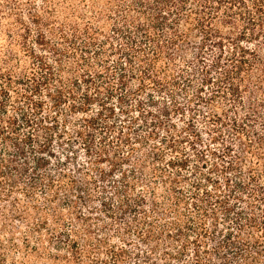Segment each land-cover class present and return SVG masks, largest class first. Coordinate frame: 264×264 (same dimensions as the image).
Wrapping results in <instances>:
<instances>
[{"label":"trees","instance_id":"trees-1","mask_svg":"<svg viewBox=\"0 0 264 264\" xmlns=\"http://www.w3.org/2000/svg\"><path fill=\"white\" fill-rule=\"evenodd\" d=\"M0 264H264V0H0Z\"/></svg>","mask_w":264,"mask_h":264}]
</instances>
